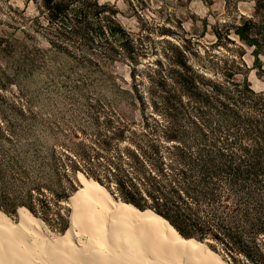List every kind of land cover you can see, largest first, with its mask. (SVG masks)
I'll list each match as a JSON object with an SVG mask.
<instances>
[{
	"label": "trees",
	"instance_id": "obj_1",
	"mask_svg": "<svg viewBox=\"0 0 264 264\" xmlns=\"http://www.w3.org/2000/svg\"><path fill=\"white\" fill-rule=\"evenodd\" d=\"M80 2L85 7L92 5L98 31L91 32L87 23L78 21L77 14L83 12ZM38 7L54 36L53 46L83 34L80 38L85 42L102 47L95 55L111 58L119 52L112 45L119 33L124 38V53L131 55L136 50L131 34L108 13L110 6L98 0H38ZM261 9L264 0H256L255 12ZM241 19L240 24L227 25L224 35L234 41L230 37L234 33L254 47L259 69L264 22ZM215 35L221 39L218 30ZM180 64L182 70L176 72L190 97L196 98L200 85L209 83L205 98L220 110L240 118L241 103L253 102L264 113V92L235 80L225 87L205 80L185 58ZM201 120H196L194 137L184 140L181 136L190 131L163 124L133 126L118 114L98 115L89 140H80L75 149L61 146L58 151L35 141L13 144L16 139L29 138L31 132L0 125V214L29 211L49 224L61 225L67 233L64 237H69L72 231L62 202L77 191L72 173L81 170L90 182L116 195L120 204L167 220L183 238L206 243L228 262L264 264V114L252 126L255 134L247 142L232 137V131L225 138L216 137ZM246 120L251 123L255 117Z\"/></svg>",
	"mask_w": 264,
	"mask_h": 264
},
{
	"label": "rangeland",
	"instance_id": "obj_2",
	"mask_svg": "<svg viewBox=\"0 0 264 264\" xmlns=\"http://www.w3.org/2000/svg\"><path fill=\"white\" fill-rule=\"evenodd\" d=\"M98 2L109 5L108 13L114 21L131 34L136 48L131 55L121 48L124 38L119 33L112 42L119 52L111 58L95 55V50L102 47L85 42L83 34L66 40L67 44L53 46L50 40L54 36L38 0H0V125L31 132L29 138L16 139L13 144L35 141L55 146L57 151L61 146L75 149L80 140H89L98 115L114 114L133 122V126L163 124L190 131L181 136L184 140L194 137L193 128L201 118L216 137L225 138L232 131L231 136L239 141L252 138L249 136L255 134L256 120L264 114L258 105L241 103L242 117L236 118L207 101L204 92L209 83L200 85L196 98L190 97L176 71L182 70L180 62L185 58L205 80L225 87L234 80L245 82L256 92H264V39H260L263 52L258 69L255 48L234 33L230 35L234 41L224 35L227 25L242 23V16L264 22V9L255 12L256 0ZM83 4L79 3L83 12L77 14L78 21L87 23L91 32L98 31L92 5ZM215 30L221 33L220 40ZM248 116L255 120L250 123ZM82 176L88 178L81 170L72 173L79 192L84 189ZM76 192H71L70 200ZM69 198L62 202V212L70 222L73 208ZM7 216L22 222L18 211ZM35 217L43 221L52 236L68 237H64L67 233L61 231V225Z\"/></svg>",
	"mask_w": 264,
	"mask_h": 264
},
{
	"label": "bare ground",
	"instance_id": "obj_3",
	"mask_svg": "<svg viewBox=\"0 0 264 264\" xmlns=\"http://www.w3.org/2000/svg\"><path fill=\"white\" fill-rule=\"evenodd\" d=\"M82 184L70 202L67 239L52 236L29 211L19 212L21 223L0 214V264H229L167 220L120 204L86 177Z\"/></svg>",
	"mask_w": 264,
	"mask_h": 264
},
{
	"label": "water",
	"instance_id": "obj_4",
	"mask_svg": "<svg viewBox=\"0 0 264 264\" xmlns=\"http://www.w3.org/2000/svg\"><path fill=\"white\" fill-rule=\"evenodd\" d=\"M110 192V191H109ZM111 193V192H110ZM114 198L116 197V195H112ZM69 202H71L70 198H69ZM18 213H19V210H18ZM70 219V218H69ZM43 222V221H42ZM69 225H70V222H69ZM223 258V257H222ZM228 263V262H227Z\"/></svg>",
	"mask_w": 264,
	"mask_h": 264
}]
</instances>
